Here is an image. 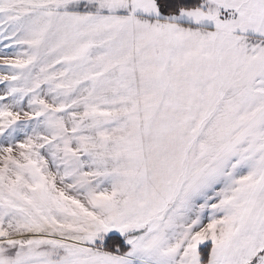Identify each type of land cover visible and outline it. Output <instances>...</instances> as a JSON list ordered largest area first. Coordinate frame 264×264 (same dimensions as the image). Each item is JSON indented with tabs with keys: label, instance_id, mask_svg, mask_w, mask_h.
Returning <instances> with one entry per match:
<instances>
[{
	"label": "snow or ice",
	"instance_id": "1",
	"mask_svg": "<svg viewBox=\"0 0 264 264\" xmlns=\"http://www.w3.org/2000/svg\"><path fill=\"white\" fill-rule=\"evenodd\" d=\"M0 264H264V0H0Z\"/></svg>",
	"mask_w": 264,
	"mask_h": 264
}]
</instances>
